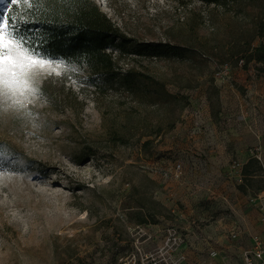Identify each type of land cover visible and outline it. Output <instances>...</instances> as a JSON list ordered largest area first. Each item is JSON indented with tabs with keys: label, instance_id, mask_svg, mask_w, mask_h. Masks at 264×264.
<instances>
[{
	"label": "rangeland",
	"instance_id": "374dc122",
	"mask_svg": "<svg viewBox=\"0 0 264 264\" xmlns=\"http://www.w3.org/2000/svg\"><path fill=\"white\" fill-rule=\"evenodd\" d=\"M92 1L143 52L110 49L132 72L122 85L35 50L53 62L27 78L38 94L0 91V264H241L264 231V177L241 185L251 148L216 160L203 141L264 118V63L227 54L251 19L201 0ZM29 8L0 0L32 45Z\"/></svg>",
	"mask_w": 264,
	"mask_h": 264
},
{
	"label": "trees",
	"instance_id": "16d2710c",
	"mask_svg": "<svg viewBox=\"0 0 264 264\" xmlns=\"http://www.w3.org/2000/svg\"><path fill=\"white\" fill-rule=\"evenodd\" d=\"M201 1L207 5L215 4L225 13L232 5L240 13L245 12L244 19H251L253 28L250 31L255 34L231 41L227 54L229 58L241 57L240 61H246V64L253 61L264 63V44H255L258 37L264 38V0ZM27 14L34 29L31 43L35 50L45 57L62 59L71 67L86 68L90 73L101 75L105 81L112 79L123 85L132 75L130 70L123 76L117 72V58L110 49L118 50L126 56L141 55L143 52L127 48L125 35L120 33L108 15L100 11L92 0H40L39 5L30 7ZM161 48L162 45L157 44L146 46V50L154 55ZM255 168L258 172L254 171ZM263 172L261 161L250 156L242 168L244 181L241 185H248L254 179L264 177L257 174ZM240 188L248 193L245 186ZM144 211L142 209V213ZM145 214L152 218L150 213L145 211ZM147 222L143 219L138 224Z\"/></svg>",
	"mask_w": 264,
	"mask_h": 264
},
{
	"label": "snow or ice",
	"instance_id": "6c2138e0",
	"mask_svg": "<svg viewBox=\"0 0 264 264\" xmlns=\"http://www.w3.org/2000/svg\"><path fill=\"white\" fill-rule=\"evenodd\" d=\"M22 2L33 7L38 6L40 0H9L11 5H20ZM18 19L23 17L12 15L11 9H7L5 14L0 16V91L9 88L37 95V89L28 83L27 78L35 75L45 65L51 67L53 62L42 58L19 32ZM53 72L60 74L55 69Z\"/></svg>",
	"mask_w": 264,
	"mask_h": 264
},
{
	"label": "crops",
	"instance_id": "0c3cea01",
	"mask_svg": "<svg viewBox=\"0 0 264 264\" xmlns=\"http://www.w3.org/2000/svg\"><path fill=\"white\" fill-rule=\"evenodd\" d=\"M251 73L253 72L251 71L250 74ZM263 119L264 118H261V119L259 118V119H254V120L249 119L247 120L246 123H242V122L235 123L232 126V130H233L232 136H227L228 140H222L221 134L217 135L215 138H212V139L211 138L204 139L203 141L204 145L213 144L212 142H214L215 147L217 146V149H215L213 153L210 155L211 157L210 159L216 158V160H218L217 157L219 158L221 156H224V154L228 151H230L231 153H235L236 155H244L248 153L250 148H252L253 146L255 147L257 145H261L263 147L262 156H264V120ZM245 132L248 133L247 137L246 135H243V133ZM239 238H242V237H239ZM251 244H252V237H251L250 245L246 247L245 249L250 248ZM216 251L219 253L218 250ZM219 256H220V253H219ZM224 259L231 260L232 257L229 255V253H227L224 255ZM241 264H242V261H241Z\"/></svg>",
	"mask_w": 264,
	"mask_h": 264
},
{
	"label": "built area",
	"instance_id": "2783aa9c",
	"mask_svg": "<svg viewBox=\"0 0 264 264\" xmlns=\"http://www.w3.org/2000/svg\"><path fill=\"white\" fill-rule=\"evenodd\" d=\"M262 146L257 145L254 148L250 149V155L256 157L258 160L262 161ZM238 166H242L241 164H238ZM182 164H178L174 171L172 172L171 176H169L168 172H164L162 175L167 177H174L176 179H179L182 175ZM263 206L264 210V202L261 204ZM240 228H236L230 233L231 238L238 239L240 235ZM177 231L171 230L169 234V238H176ZM252 237V244L250 248L244 249L241 253V261L242 264H264V231L261 233H256L251 236ZM211 254L213 257L219 256V253L216 250H212Z\"/></svg>",
	"mask_w": 264,
	"mask_h": 264
}]
</instances>
